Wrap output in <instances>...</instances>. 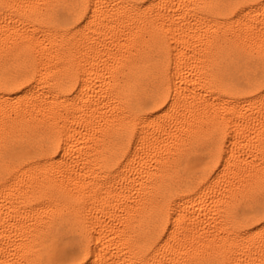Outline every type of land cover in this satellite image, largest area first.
Wrapping results in <instances>:
<instances>
[{
	"label": "snow or ice",
	"instance_id": "snow-or-ice-1",
	"mask_svg": "<svg viewBox=\"0 0 264 264\" xmlns=\"http://www.w3.org/2000/svg\"><path fill=\"white\" fill-rule=\"evenodd\" d=\"M0 264H264V0H0Z\"/></svg>",
	"mask_w": 264,
	"mask_h": 264
},
{
	"label": "bare ground",
	"instance_id": "bare-ground-1",
	"mask_svg": "<svg viewBox=\"0 0 264 264\" xmlns=\"http://www.w3.org/2000/svg\"><path fill=\"white\" fill-rule=\"evenodd\" d=\"M21 42H25L23 40V38H21ZM21 115L23 116L24 114L22 113ZM27 123H32L31 117H29L27 119V121L25 122V126L27 125ZM12 227H13V231L19 232V233L23 234L24 236L31 237V233L25 228L23 222L20 223L19 227H17L16 225H12ZM14 239H19V237L14 236ZM26 242H27L26 240H20V243H22V244L26 243Z\"/></svg>",
	"mask_w": 264,
	"mask_h": 264
}]
</instances>
